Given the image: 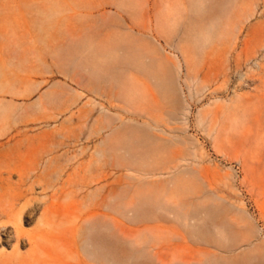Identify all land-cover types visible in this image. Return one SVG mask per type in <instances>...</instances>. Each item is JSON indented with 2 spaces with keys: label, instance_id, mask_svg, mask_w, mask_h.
<instances>
[{
  "label": "rangeland",
  "instance_id": "374dc122",
  "mask_svg": "<svg viewBox=\"0 0 264 264\" xmlns=\"http://www.w3.org/2000/svg\"><path fill=\"white\" fill-rule=\"evenodd\" d=\"M0 264H264V0H0Z\"/></svg>",
  "mask_w": 264,
  "mask_h": 264
},
{
  "label": "bare ground",
  "instance_id": "6f19581e",
  "mask_svg": "<svg viewBox=\"0 0 264 264\" xmlns=\"http://www.w3.org/2000/svg\"><path fill=\"white\" fill-rule=\"evenodd\" d=\"M193 5H194V4H193ZM197 36H198V35H197ZM171 97H172V96H171ZM168 99H169V98H168ZM107 126L109 127V126H110V124L108 123V124H107ZM106 129H107V128H106ZM104 130H105V129H104ZM85 238H86V240H88V239H89V237H88V235H87V234L85 235ZM95 240H96V239H95Z\"/></svg>",
  "mask_w": 264,
  "mask_h": 264
}]
</instances>
